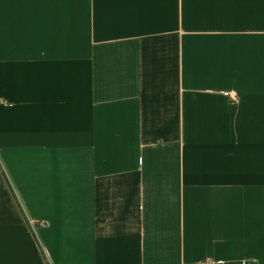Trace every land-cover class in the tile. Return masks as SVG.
I'll return each instance as SVG.
<instances>
[{"label": "crops", "instance_id": "crops-1", "mask_svg": "<svg viewBox=\"0 0 264 264\" xmlns=\"http://www.w3.org/2000/svg\"><path fill=\"white\" fill-rule=\"evenodd\" d=\"M264 264V0H0V264Z\"/></svg>", "mask_w": 264, "mask_h": 264}, {"label": "built area", "instance_id": "built-area-1", "mask_svg": "<svg viewBox=\"0 0 264 264\" xmlns=\"http://www.w3.org/2000/svg\"><path fill=\"white\" fill-rule=\"evenodd\" d=\"M201 264H214L213 262H203Z\"/></svg>", "mask_w": 264, "mask_h": 264}]
</instances>
